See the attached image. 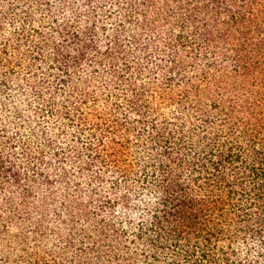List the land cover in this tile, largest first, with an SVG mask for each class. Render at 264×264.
Segmentation results:
<instances>
[{"label":"trees","instance_id":"trees-1","mask_svg":"<svg viewBox=\"0 0 264 264\" xmlns=\"http://www.w3.org/2000/svg\"><path fill=\"white\" fill-rule=\"evenodd\" d=\"M0 264H264V0H0Z\"/></svg>","mask_w":264,"mask_h":264}]
</instances>
